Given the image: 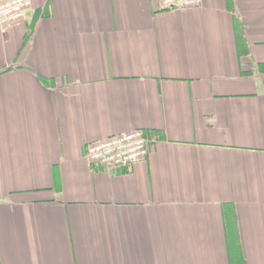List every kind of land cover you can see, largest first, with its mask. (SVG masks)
I'll return each mask as SVG.
<instances>
[{"label": "crops", "instance_id": "obj_1", "mask_svg": "<svg viewBox=\"0 0 264 264\" xmlns=\"http://www.w3.org/2000/svg\"><path fill=\"white\" fill-rule=\"evenodd\" d=\"M32 2L0 32V264H264V0ZM136 130L145 160L89 162Z\"/></svg>", "mask_w": 264, "mask_h": 264}, {"label": "built area", "instance_id": "obj_2", "mask_svg": "<svg viewBox=\"0 0 264 264\" xmlns=\"http://www.w3.org/2000/svg\"><path fill=\"white\" fill-rule=\"evenodd\" d=\"M162 10H198L203 0H157ZM32 0H6L0 3V32L22 23L32 10ZM150 140L143 130L113 135L105 140L92 142L87 147L90 163L110 170L130 168L149 155Z\"/></svg>", "mask_w": 264, "mask_h": 264}, {"label": "rangeland", "instance_id": "obj_3", "mask_svg": "<svg viewBox=\"0 0 264 264\" xmlns=\"http://www.w3.org/2000/svg\"><path fill=\"white\" fill-rule=\"evenodd\" d=\"M203 7V6H202ZM199 10V9H198Z\"/></svg>", "mask_w": 264, "mask_h": 264}]
</instances>
